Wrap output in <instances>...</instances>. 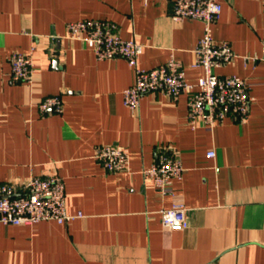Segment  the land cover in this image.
Here are the masks:
<instances>
[{
  "label": "crops",
  "instance_id": "0c3cea01",
  "mask_svg": "<svg viewBox=\"0 0 264 264\" xmlns=\"http://www.w3.org/2000/svg\"><path fill=\"white\" fill-rule=\"evenodd\" d=\"M219 1L213 36L236 57L216 72L246 79L251 111L245 123L192 128L185 93L146 94L133 111L122 94L135 79L127 61L98 59L66 37L69 21H112L142 45L140 67L173 54L196 84L203 23L173 20L174 0H0V183L57 173L67 210L83 213L66 223H0V264H264V0ZM32 47V81L12 82L11 54ZM49 95L61 96V113H40ZM102 144L128 147L126 172L99 163ZM161 150L185 167L164 194L142 173ZM174 203L188 209L187 227L163 225L160 210Z\"/></svg>",
  "mask_w": 264,
  "mask_h": 264
},
{
  "label": "built area",
  "instance_id": "2783aa9c",
  "mask_svg": "<svg viewBox=\"0 0 264 264\" xmlns=\"http://www.w3.org/2000/svg\"><path fill=\"white\" fill-rule=\"evenodd\" d=\"M222 4L219 0H174L171 17L173 20L197 19L203 23V34L195 48V66L203 69V75L196 84L185 79L182 63L171 54L163 63L142 68L138 64L142 45L134 39H126L119 32L118 25L99 18H84L69 21L66 37L79 39L90 46L98 59L123 57L134 69V82L122 91L124 104L136 110L142 97L149 93H162L167 97L187 95V122L192 128L199 124L213 127L226 117L247 122L252 104L246 79L237 74L220 75L216 69L229 65L236 54L229 41L215 40L212 25L220 18ZM32 47L31 53L14 51L10 57L11 81H32L36 65ZM41 114L61 113L63 101L60 95H49L38 102ZM209 157L214 151H208ZM96 159L109 172L123 173L129 168L127 146L100 145ZM184 164L178 153L161 150L155 160L142 173L153 182L160 193L168 192L174 180L181 179ZM187 208L183 203H174L160 210L165 227H187ZM83 216L72 214L66 206V189L63 178L57 173L31 175L24 182L0 183V223L5 225H34L40 221L66 223Z\"/></svg>",
  "mask_w": 264,
  "mask_h": 264
}]
</instances>
